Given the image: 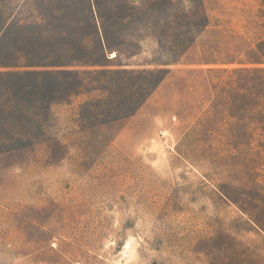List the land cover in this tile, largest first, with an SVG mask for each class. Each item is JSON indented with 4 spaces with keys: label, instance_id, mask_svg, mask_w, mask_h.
<instances>
[{
    "label": "rangeland",
    "instance_id": "rangeland-1",
    "mask_svg": "<svg viewBox=\"0 0 264 264\" xmlns=\"http://www.w3.org/2000/svg\"><path fill=\"white\" fill-rule=\"evenodd\" d=\"M263 59L264 0H0V264H264V153L220 150L204 71Z\"/></svg>",
    "mask_w": 264,
    "mask_h": 264
},
{
    "label": "trees",
    "instance_id": "trees-1",
    "mask_svg": "<svg viewBox=\"0 0 264 264\" xmlns=\"http://www.w3.org/2000/svg\"><path fill=\"white\" fill-rule=\"evenodd\" d=\"M95 64L98 63L92 60L29 62L26 65L29 68L27 71H16L13 75L64 76L72 80L80 77L83 72L65 68ZM16 65L17 63L14 66ZM38 67L42 69L36 70ZM204 71L226 73V76L214 86L218 89L219 95L211 104V109L219 115L214 124L222 130L218 141L220 150L234 154L264 153V59L252 61L250 66ZM153 74L150 72V76ZM163 78L159 80L157 78L152 82L159 84ZM75 89H70L69 94L71 95Z\"/></svg>",
    "mask_w": 264,
    "mask_h": 264
}]
</instances>
